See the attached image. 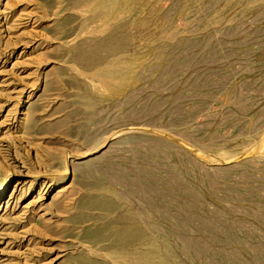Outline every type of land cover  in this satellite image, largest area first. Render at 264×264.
<instances>
[{
  "label": "rangeland",
  "instance_id": "374dc122",
  "mask_svg": "<svg viewBox=\"0 0 264 264\" xmlns=\"http://www.w3.org/2000/svg\"><path fill=\"white\" fill-rule=\"evenodd\" d=\"M0 264H264V0H0Z\"/></svg>",
  "mask_w": 264,
  "mask_h": 264
},
{
  "label": "bare ground",
  "instance_id": "6f19581e",
  "mask_svg": "<svg viewBox=\"0 0 264 264\" xmlns=\"http://www.w3.org/2000/svg\"><path fill=\"white\" fill-rule=\"evenodd\" d=\"M7 184H8V179L6 178V179L2 182V184H1V189H2L3 187H5Z\"/></svg>",
  "mask_w": 264,
  "mask_h": 264
}]
</instances>
